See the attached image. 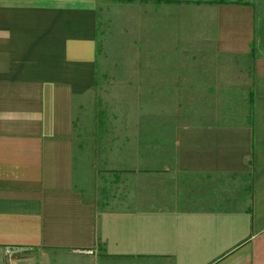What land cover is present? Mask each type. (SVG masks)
Masks as SVG:
<instances>
[{
    "label": "crops",
    "instance_id": "obj_1",
    "mask_svg": "<svg viewBox=\"0 0 264 264\" xmlns=\"http://www.w3.org/2000/svg\"><path fill=\"white\" fill-rule=\"evenodd\" d=\"M99 8L132 54L164 39L214 78L216 106L172 130L157 168L128 139L97 175L79 147ZM155 174L172 190L155 194ZM0 264H264V0H0Z\"/></svg>",
    "mask_w": 264,
    "mask_h": 264
},
{
    "label": "rangeland",
    "instance_id": "obj_2",
    "mask_svg": "<svg viewBox=\"0 0 264 264\" xmlns=\"http://www.w3.org/2000/svg\"><path fill=\"white\" fill-rule=\"evenodd\" d=\"M98 11L96 43L99 62L94 85L80 105L76 119L79 147L87 151L92 170L97 175L109 173L103 166L107 163L100 164L97 158L109 159L111 145L123 144L128 139L133 144L136 163L141 162L142 167L145 154L150 164H144V167L157 168L166 156L172 161V130L177 125L195 122L198 115L216 106L215 97L210 96L214 78L207 73L205 64L197 62V57L182 56L174 61L175 57L168 50L169 41L164 39L153 41L155 48V43L162 46L161 52L156 49L157 54L146 57L132 54L135 51L130 47L136 46L135 40L133 37L129 39L126 25L117 21L118 14L111 13V8H99ZM165 43L166 49L163 47ZM242 90L244 93L234 87L228 97L242 94L248 97V90ZM231 106L233 114L239 116L238 122L249 116L250 108L245 102ZM231 106L228 105V112ZM170 180L165 175L155 174L150 175L149 183L157 194L163 189L172 190ZM189 180L190 177L182 178V181Z\"/></svg>",
    "mask_w": 264,
    "mask_h": 264
}]
</instances>
